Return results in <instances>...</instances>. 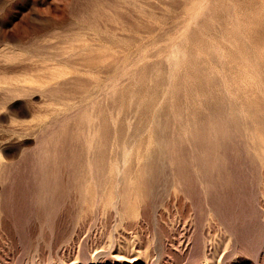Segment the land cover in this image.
Masks as SVG:
<instances>
[{
	"label": "rangeland",
	"instance_id": "rangeland-1",
	"mask_svg": "<svg viewBox=\"0 0 264 264\" xmlns=\"http://www.w3.org/2000/svg\"><path fill=\"white\" fill-rule=\"evenodd\" d=\"M0 264H264V0H0Z\"/></svg>",
	"mask_w": 264,
	"mask_h": 264
}]
</instances>
